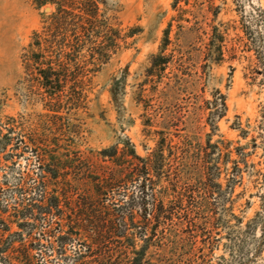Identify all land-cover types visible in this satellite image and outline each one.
<instances>
[{"label":"rangeland","instance_id":"374dc122","mask_svg":"<svg viewBox=\"0 0 264 264\" xmlns=\"http://www.w3.org/2000/svg\"><path fill=\"white\" fill-rule=\"evenodd\" d=\"M91 1L98 16L90 31L48 36L39 54L29 44L56 5L0 0V264H19L5 250L11 243L30 248L24 264L91 261L87 238L73 235L60 250L47 232L60 222L18 224L14 208L38 197L57 160L79 170L105 165L102 150L145 156L161 137L174 154L165 161L169 180L154 190L176 185L187 213L162 224L152 264H264V0ZM65 38L74 70L62 71L69 81L54 84L60 101L49 102L37 72ZM221 142L231 143L230 160H219L213 144ZM200 147L210 151L218 193L201 185Z\"/></svg>","mask_w":264,"mask_h":264},{"label":"trees","instance_id":"16d2710c","mask_svg":"<svg viewBox=\"0 0 264 264\" xmlns=\"http://www.w3.org/2000/svg\"><path fill=\"white\" fill-rule=\"evenodd\" d=\"M34 2L37 6L49 2L56 5L55 11L51 12L44 22L43 33L39 36L34 33L33 41L29 44L30 47H37L40 50L39 54L44 48V42H49L48 36L51 39L52 36L57 38L60 34L65 35L68 31L73 32L72 35L78 30L81 33L88 32L90 25L98 16V7L91 0L73 5H69L67 0H34ZM68 26H72V29H68ZM65 40L66 38L54 44L56 54L48 57L46 61H41L45 67H39L37 72L41 95L50 100L49 102L60 101V95L57 98L56 94L61 89L54 90L56 88L54 84L61 87L64 78L66 83L69 81L62 71L67 70L68 67L74 70V59L69 58V52L74 50L75 46L67 45L64 43ZM92 49L93 52L94 50L98 52L100 46L93 44ZM37 56L40 60L45 58L43 55ZM75 82V78H72V82L70 81L72 87ZM49 89L50 92H46ZM222 108L225 109L224 102ZM221 144V148L218 144H213L214 149L219 151V160L222 157L230 160L233 152L230 149L231 143L221 142ZM234 152L241 154L236 148ZM173 154L171 143H165V138L161 137L145 156L138 155L133 148L118 149L117 146H111L104 149L100 155L102 160L109 162L105 165L94 164L91 167L88 163L79 170L74 166V162L70 161L69 165L66 163L64 166L67 160H57L54 168L48 169L41 177L42 192L32 201L18 204L20 207L14 208L13 215L20 218L18 224L28 220L34 223L39 219L47 221L55 219L60 222L61 230L53 228L47 230L60 250L64 249L73 235L87 238L91 245L87 248L89 254L86 257L91 256L93 259L86 261L87 259H83L84 255L77 259V264H152L148 252L150 247L154 246L155 239H159L158 233L161 238L164 237L162 224L172 219L174 214L182 220V217L186 218L187 213H182L187 209H184L182 192L176 188V185L171 186L169 183L159 193L154 190L157 182L165 178L166 181L169 180L170 173L164 167H166L165 161ZM209 155L210 151L200 147L196 150L194 158L197 163L200 161L201 185L204 191L208 193L211 190L218 193L221 184L217 181L218 174L208 164ZM215 169L218 171V165H215ZM81 184L88 185L91 192H78L77 189ZM148 194V198L151 199L149 206L146 201ZM108 197L112 198V203L109 205L104 203V198ZM119 197L120 200L117 199ZM169 198L177 200L169 201ZM4 230L6 229L0 231ZM30 234L31 232L29 236ZM29 249L25 245L19 246L13 243L5 248L6 251L16 252V259L12 262L19 264L20 257L24 258L21 264L28 263Z\"/></svg>","mask_w":264,"mask_h":264}]
</instances>
